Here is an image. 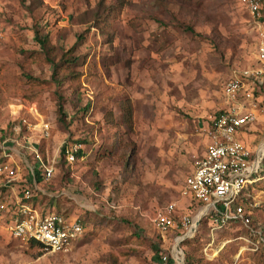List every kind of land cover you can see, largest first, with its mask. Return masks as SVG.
<instances>
[{"label": "rangeland", "instance_id": "rangeland-1", "mask_svg": "<svg viewBox=\"0 0 264 264\" xmlns=\"http://www.w3.org/2000/svg\"><path fill=\"white\" fill-rule=\"evenodd\" d=\"M257 49L241 0H0V205L11 210L0 208V264H264V156L245 191L250 224L213 230L202 216L186 236L154 220L171 201L194 220L202 212L182 196L185 179L230 106L226 83L258 65ZM254 85L257 120L243 138L261 152ZM27 189L87 230L60 251L13 238L7 219Z\"/></svg>", "mask_w": 264, "mask_h": 264}, {"label": "built area", "instance_id": "built-area-1", "mask_svg": "<svg viewBox=\"0 0 264 264\" xmlns=\"http://www.w3.org/2000/svg\"><path fill=\"white\" fill-rule=\"evenodd\" d=\"M241 1L258 26V65L235 75L226 83L224 93L230 106L214 118L212 142L206 153L195 162L181 191L183 197L191 198L195 210H206L203 216L211 217L213 230L237 221L247 225L251 223L253 210L245 205V191L258 180L264 156V152L252 150L243 138L249 126L257 120L253 105L254 84L264 86L263 0ZM65 152L69 163L74 162V149L66 148ZM37 155L40 156L39 152ZM46 170L50 177L53 168L46 167ZM31 197L29 189L25 190L23 197H17L16 210L7 219V228L13 238L35 240L47 250L60 251L81 237L84 226L79 216L67 217L58 211L45 213V209L23 201ZM0 208L7 210L8 202L2 201ZM8 210L11 211L10 208ZM154 220L163 233L186 232L187 236L195 230L194 216L178 213V201L167 203Z\"/></svg>", "mask_w": 264, "mask_h": 264}, {"label": "trees", "instance_id": "trees-1", "mask_svg": "<svg viewBox=\"0 0 264 264\" xmlns=\"http://www.w3.org/2000/svg\"><path fill=\"white\" fill-rule=\"evenodd\" d=\"M262 20L264 21V0H263V7H262ZM46 41L47 40H42L41 42H42V44L43 45H46ZM51 61V60H50ZM53 63V62H52ZM53 66H54V74H57V72H58V70H59V68H60V65L59 64H55V63H53ZM61 99H62V97L60 96V102H59V105H58V109H59V114H60V120H63V117H65L66 116V111H65V109H64V105H63V103H62V101H61ZM124 111H125V115H124V118H125V120H126V122L128 123V124H132V122H133V115H134V110H133V106H132V104H131V102L130 101H127L125 104H124ZM221 112H219L218 114H217V116L220 114ZM40 152L43 154L44 153V149H43V146H42V144H41V146H40ZM82 153H81V151H79L78 153H77V155L79 156V155H81ZM262 176V173H261V171H260V173H259V178H258V183L259 182H261V177ZM251 186V185H250ZM23 201H25V202H32L35 206H37V207H39V205H38V203H37V201H36V198L35 197H31L30 199H26V198H24L23 199ZM50 210H45V213H48ZM59 212V211H58ZM82 222H83V226H84V230H87L86 228H87V225H86V222H85V219H82ZM31 241V244L32 245H36V246H39V247H43V245H41L39 242H37V241H35V240H30ZM232 244H228L227 246H225V248L223 249V251L225 250V249H227V247H230ZM222 251V252H223ZM221 252V253H222ZM220 256H221V254H220ZM258 260V264H260V260L259 259H257ZM192 260H190V262H188V264H192V262H191ZM228 261H229V263H231L232 264V262L234 261V258H232V255L231 256H228Z\"/></svg>", "mask_w": 264, "mask_h": 264}, {"label": "bare ground", "instance_id": "bare-ground-1", "mask_svg": "<svg viewBox=\"0 0 264 264\" xmlns=\"http://www.w3.org/2000/svg\"><path fill=\"white\" fill-rule=\"evenodd\" d=\"M260 150V149H259ZM264 152V151H261ZM206 213V210H202V212L198 215V217H196L197 219H195L196 225L198 224V221L202 218V216ZM194 225V226H196ZM193 226V227H194ZM195 228V227H194ZM180 241V240H179Z\"/></svg>", "mask_w": 264, "mask_h": 264}, {"label": "water", "instance_id": "water-1", "mask_svg": "<svg viewBox=\"0 0 264 264\" xmlns=\"http://www.w3.org/2000/svg\"><path fill=\"white\" fill-rule=\"evenodd\" d=\"M184 240V237L181 238L180 242H182Z\"/></svg>", "mask_w": 264, "mask_h": 264}, {"label": "crops", "instance_id": "crops-1", "mask_svg": "<svg viewBox=\"0 0 264 264\" xmlns=\"http://www.w3.org/2000/svg\"><path fill=\"white\" fill-rule=\"evenodd\" d=\"M197 219V218H196Z\"/></svg>", "mask_w": 264, "mask_h": 264}]
</instances>
